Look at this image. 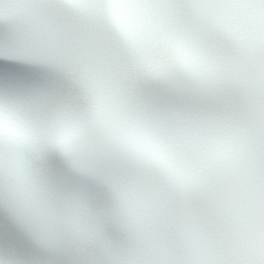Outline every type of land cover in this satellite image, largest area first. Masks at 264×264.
<instances>
[{"label": "snow or ice", "instance_id": "1", "mask_svg": "<svg viewBox=\"0 0 264 264\" xmlns=\"http://www.w3.org/2000/svg\"><path fill=\"white\" fill-rule=\"evenodd\" d=\"M0 264H264V0H0Z\"/></svg>", "mask_w": 264, "mask_h": 264}]
</instances>
